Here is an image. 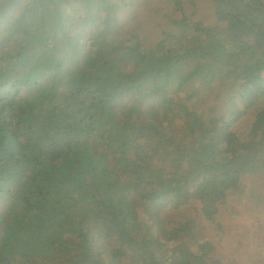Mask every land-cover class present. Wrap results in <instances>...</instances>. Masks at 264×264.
<instances>
[{
	"label": "trees",
	"instance_id": "16d2710c",
	"mask_svg": "<svg viewBox=\"0 0 264 264\" xmlns=\"http://www.w3.org/2000/svg\"><path fill=\"white\" fill-rule=\"evenodd\" d=\"M211 3L0 0V264H239L232 200L263 251L264 0Z\"/></svg>",
	"mask_w": 264,
	"mask_h": 264
},
{
	"label": "rangeland",
	"instance_id": "374dc122",
	"mask_svg": "<svg viewBox=\"0 0 264 264\" xmlns=\"http://www.w3.org/2000/svg\"><path fill=\"white\" fill-rule=\"evenodd\" d=\"M175 1L181 2V8L176 7V4L173 0H132V8L124 15V19H126L124 23H127L130 27V20L138 18V24L140 27L142 26L141 28H143L146 23H150L152 25L150 29H154L157 26V22L152 20L154 17L158 18L160 13H163L168 17H172L177 15V12H179L185 17L193 18V20L202 21L208 25L214 24L215 20L214 14L212 13L211 0ZM147 36L151 40L157 41L153 34H147ZM216 97H220L221 99L222 94H219L218 92ZM252 119L253 116L244 118L242 124L239 126L237 125L234 128V131L238 132L241 137L248 135ZM244 206L245 201L239 203L236 200H232L229 202L227 210L221 211V216L218 218V220L221 226L226 230V239L223 240V249L227 253H237L236 256H239L237 262H239V264H255L256 259L262 257V255L264 256V249L262 251L258 245L254 244V220L248 215V213L245 215L243 214V211L245 210ZM234 210L241 214L240 219L231 217ZM247 211L249 210L247 209ZM186 216L187 215L183 213L167 212L164 215V218L168 219L170 222L179 223L180 219ZM237 243H240L238 248Z\"/></svg>",
	"mask_w": 264,
	"mask_h": 264
}]
</instances>
